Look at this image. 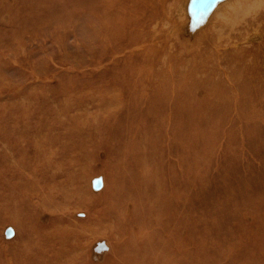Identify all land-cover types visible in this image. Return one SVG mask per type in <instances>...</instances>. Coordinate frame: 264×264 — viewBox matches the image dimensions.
<instances>
[{
	"label": "rangeland",
	"instance_id": "obj_1",
	"mask_svg": "<svg viewBox=\"0 0 264 264\" xmlns=\"http://www.w3.org/2000/svg\"><path fill=\"white\" fill-rule=\"evenodd\" d=\"M228 1L1 3L0 264H264V0Z\"/></svg>",
	"mask_w": 264,
	"mask_h": 264
},
{
	"label": "bare ground",
	"instance_id": "obj_2",
	"mask_svg": "<svg viewBox=\"0 0 264 264\" xmlns=\"http://www.w3.org/2000/svg\"><path fill=\"white\" fill-rule=\"evenodd\" d=\"M5 0H0V7L2 8V6H1V3L2 2H4ZM228 1V0H227ZM230 1V0H229ZM228 1V2H229ZM225 2V1H224ZM223 2V3H224ZM227 3V2H226ZM226 3H224V4H226ZM223 4V5H224ZM223 5H220L219 7H217L216 8V10H215V12H219V10H220V8H221V6H223ZM217 6H218V4H217ZM22 7L23 8H26V7H29V8H32L33 6H32V4L31 3H29V2H27V3H24V4H22ZM0 8V20H1V18H2V16L3 15H6V11L2 8L1 9ZM13 14H15V13H12V18H14L13 17ZM258 20L259 19H264V13L262 14V15H260L258 18H257ZM2 20H4V19H2ZM255 21H257V20H255ZM1 23H3V25H7L4 21H2ZM0 23V24H1ZM254 23L255 22H251V21H249V23L246 25L247 27H250V26H252V25H254ZM9 27L11 28V29H18L17 28V26H16V24L14 23L13 25H9ZM255 29V28H254ZM257 29V28H256ZM233 30V29H232ZM235 30V29H234ZM233 30V31H234ZM248 38V37H247ZM235 39H237V41H240L241 40V36L240 37H237V38H235ZM231 40V39H230ZM240 43V42H239ZM231 44V41H229L228 42V45H230ZM238 45V44H237ZM220 46H222V44L221 43H219L218 44V47H220ZM255 62H253V63H251V64H244V66H243V70H242V72L243 73H245L246 71L248 72H246L247 74H248V76H250V81L249 82H245V80L243 79V78H241L240 77V75L239 74H237V76H233V77H238L239 78V80L240 81H238V82H242V84H239L238 85V87L239 88H243L245 91L248 89V90H251V91H253L254 90V92H255V94L256 95H258V93L259 92H262V97H264V77L263 76H261L260 75V71H259V67L257 66V64H256V66H254L253 64H254ZM241 73V72H240ZM246 75L244 74V77H245ZM229 79V78H228ZM216 82V81H215ZM220 82H222V81H220ZM230 82V81H229ZM236 82V81H235ZM209 83V82H208ZM199 84H201V83H199ZM222 84V83H221ZM228 84V83H227ZM209 84H207V86H208ZM211 85V84H210ZM225 85V84H224ZM230 90H233L234 92L235 91H238L239 89L238 88H236V86H233V84L232 83H230ZM205 87V86H204ZM220 87H221V85H220ZM246 87V88H245ZM209 88V87H208ZM223 89H224V87H222ZM217 89V88H216ZM211 90V89H210ZM210 90H209V92H210ZM218 91H220V89H218ZM225 92V91H224ZM223 92V93H224ZM219 93V92H218ZM217 93V94H218ZM242 94V93H241ZM214 95V94H213ZM213 95L211 94H209V97H213ZM225 95V94H224ZM223 95V96H224ZM227 95H228V93H227ZM226 95V96H227ZM240 95V94H239ZM238 95V96H239ZM247 95V94H246ZM221 96V95H220ZM220 96H219V98H220ZM223 96H221V97H223ZM238 96H237V98H238ZM242 97H243V95H242ZM250 97V96H249ZM218 98V97H217ZM218 98V99H219ZM226 98V97H225ZM227 98H229V95L227 96ZM226 98V99H227ZM236 98V97H235ZM240 98V97H239ZM238 98V99H239ZM222 99H224V98H222ZM221 98H220V100H222ZM226 99L224 100V103H225V101H226ZM209 100V99H208ZM208 100L207 101H205V102H208ZM237 100V99H236ZM248 100V99H247ZM264 100V99H263ZM252 101V100H251ZM204 102V104H206ZM211 102H213V101H211V98H210V103ZM221 102V101H220ZM235 102V101H234ZM237 102V101H236ZM250 102V101H249ZM196 103V102H195ZM203 103V102H202ZM214 103H215V101H214ZM213 103V104H214ZM223 103V102H222ZM252 103V102H251ZM204 104L203 105H201V106H204ZM219 104V103H218ZM217 104V105H218ZM226 104V103H225ZM224 104V105H225ZM195 105H197V104H195ZM209 106H210V104H208ZM216 105V104H215ZM217 105L215 106V108L217 107ZM220 105H221V103H220ZM219 105V106H220ZM236 105V104H235ZM242 105V104H241ZM244 105V104H243ZM206 107H209V106H207V104L205 105ZM211 106H212V103H211ZM223 106V105H222ZM237 106V105H236ZM195 107H197V106H195ZM194 107V108H195ZM224 108H225V106H223ZM198 108H199V106H198ZM214 108V109H215ZM219 108V107H218ZM227 108H228V106H227ZM226 108V109H227ZM232 109H233V107H231ZM238 108V107H237ZM200 109V108H199ZM214 109H212L213 111H214ZM223 109V108H222ZM241 110H244V111H246V109H248V106L246 105V106H244V107H242L241 106V108H240ZM239 109V110H240ZM219 110V109H218ZM217 110V111H218ZM220 110H221V108H220ZM251 110V109H250ZM216 111V112H217ZM221 111H223V110H221ZM224 111H225V109H224ZM229 112H231V111H229ZM232 112H233V110H232ZM236 112V111H235ZM249 112V111H248ZM252 112H255V111H252ZM242 113V112H241ZM136 123V122H135ZM134 123V124H135ZM133 125V124H132ZM114 132H116V131H114ZM144 132H145V129L144 128H140L139 127V131H137V132H135V133H133L134 134V136L135 137H138V136H140V137H142L143 135H144ZM122 136H127L128 134L127 133H124V132H122V134H121ZM141 142L143 143L144 142V140H143V138H141ZM172 146V145H171ZM238 172V171H237ZM241 172V171H240ZM255 172V171H254ZM174 173V172H173ZM239 173V172H238ZM242 173V172H241ZM234 174H235V172H234ZM234 174H232V175H234ZM237 174V173H236ZM250 175H252V174H250ZM255 176H260V175H258V174H254ZM254 175H252L251 177H253ZM185 176L187 177V173L185 174ZM237 176H238V174H237ZM243 176V175H242ZM245 176V175H244ZM241 177V176H240ZM250 177V176H249ZM261 177V176H260ZM153 180H158V178L157 177H151ZM238 178V177H237ZM248 178V177H247ZM247 178H246V180H247ZM254 178V177H253ZM252 178V180H254ZM137 181L135 182V184H137V185H140V184H144L145 182H146V178H145V180H139L138 178H135ZM228 179V178H227ZM230 179H232V177H230ZM251 179V178H250ZM256 179V178H255ZM258 179H259V177H258ZM257 179V180H258ZM229 180V179H228ZM228 180H227V182H228ZM260 180H261V178H260ZM133 182L132 183H134V180H132ZM236 181H238V180H236ZM256 181V180H255ZM262 181V180H261ZM250 182V181H249ZM248 182V183H249ZM253 182V181H252ZM259 182V181H258ZM262 182H264V181H262ZM261 182V183H262ZM257 183V182H256ZM260 183V182H259ZM258 183V184H259ZM253 184V183H252ZM257 184V185H258ZM261 186H262V184H261ZM261 186H260V188H261ZM256 187V186H255ZM259 187V186H258ZM263 187H264V185H263ZM240 188V187H239ZM238 188V189H239ZM256 190V189H258V188H253V190ZM253 190H252V192H253ZM254 190V192H256V191H258V190H256L255 191ZM262 190H264L263 188H262ZM243 191V190H242ZM241 192V191H240ZM247 192H248V190H247ZM48 218H49V216H48ZM45 220V219H44ZM48 221V220H47ZM46 222V221H45ZM67 237V233H66V231L65 230H62V229H58L57 231H55L54 233H52L51 235L50 234H46L45 235V239H44V241L46 242V243H51L52 245H53V247H55V246H58V248H60V251L57 253V251H56V256H59V259H60V255L62 254V253H64V252H66V253H71V252H76L77 251V248L76 247H71V246H68V245H66V244H61L60 242H59V240H57V238H61V239H63V240H65V238Z\"/></svg>",
	"mask_w": 264,
	"mask_h": 264
}]
</instances>
